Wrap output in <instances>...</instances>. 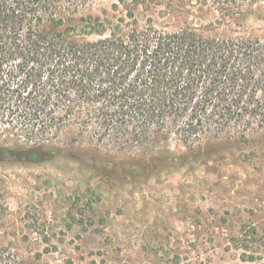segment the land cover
Instances as JSON below:
<instances>
[{
	"label": "rangeland",
	"instance_id": "374dc122",
	"mask_svg": "<svg viewBox=\"0 0 264 264\" xmlns=\"http://www.w3.org/2000/svg\"><path fill=\"white\" fill-rule=\"evenodd\" d=\"M62 3L79 27L88 15L125 12L117 0ZM237 10L223 20L195 0L133 7L139 26L264 36V1ZM12 133L0 139L15 148L0 159V243L26 264H264V127L209 133L190 146L158 141L153 153L75 124L30 139ZM31 145L38 149L16 148Z\"/></svg>",
	"mask_w": 264,
	"mask_h": 264
},
{
	"label": "trees",
	"instance_id": "16d2710c",
	"mask_svg": "<svg viewBox=\"0 0 264 264\" xmlns=\"http://www.w3.org/2000/svg\"><path fill=\"white\" fill-rule=\"evenodd\" d=\"M195 1L226 20L242 2L264 0ZM62 2L0 0L1 140L75 124L153 153L158 141L190 146L209 133L264 127V36L170 30L149 19L139 26L133 7L144 0H117L124 16L88 15L79 27ZM14 150L0 141L1 160ZM0 264L26 262L0 243Z\"/></svg>",
	"mask_w": 264,
	"mask_h": 264
}]
</instances>
